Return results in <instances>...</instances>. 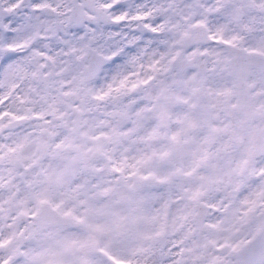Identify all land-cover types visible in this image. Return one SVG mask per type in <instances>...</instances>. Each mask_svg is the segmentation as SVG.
<instances>
[{"label":"snow or ice","instance_id":"6c2138e0","mask_svg":"<svg viewBox=\"0 0 264 264\" xmlns=\"http://www.w3.org/2000/svg\"><path fill=\"white\" fill-rule=\"evenodd\" d=\"M0 264H264V0H0Z\"/></svg>","mask_w":264,"mask_h":264}]
</instances>
